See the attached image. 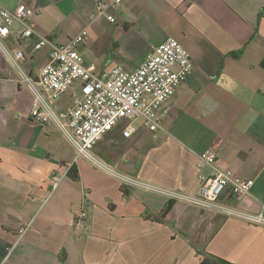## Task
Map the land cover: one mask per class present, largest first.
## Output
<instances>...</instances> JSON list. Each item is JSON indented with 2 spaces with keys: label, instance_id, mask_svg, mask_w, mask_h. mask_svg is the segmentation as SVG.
<instances>
[{
  "label": "crops",
  "instance_id": "1",
  "mask_svg": "<svg viewBox=\"0 0 264 264\" xmlns=\"http://www.w3.org/2000/svg\"><path fill=\"white\" fill-rule=\"evenodd\" d=\"M96 1L0 0V7L32 6L35 26L58 44L96 25L104 54L86 62L99 71L136 69L168 36L191 53L193 71L164 103L168 132L154 137L138 118L130 136L123 133L128 119L104 135L93 149L110 167L104 169L77 157L57 126L31 120L32 92L0 49V264H200L205 251L235 264H264V225L181 200L162 218L171 199L124 179L197 194L214 173L200 155L215 149L217 167L254 179L250 196L224 201L260 212L264 0H122L92 20ZM5 41L24 51L23 66L38 76L50 47L36 49L35 37ZM63 96L61 108L71 104ZM73 165L78 181L68 176ZM82 208L89 229L76 231Z\"/></svg>",
  "mask_w": 264,
  "mask_h": 264
},
{
  "label": "built area",
  "instance_id": "2",
  "mask_svg": "<svg viewBox=\"0 0 264 264\" xmlns=\"http://www.w3.org/2000/svg\"><path fill=\"white\" fill-rule=\"evenodd\" d=\"M122 0H97L91 19L106 15L110 7ZM110 22L116 17L107 15ZM35 10L26 3L14 8L0 7V49L19 72V81L32 92L30 109L32 121L44 126H57L77 151V157L84 156L98 167H110L94 154L93 149L121 121L131 122L123 130L130 136L136 127L132 121L142 118L144 125L158 137L168 132L162 124L163 117L170 112L164 106L175 93L176 88L189 79L193 71L191 53L174 36H168L154 52L148 54L134 70L116 65L99 71L95 63H87L79 47L85 43L87 30L72 37L65 44H58L52 36L43 33L35 24ZM13 35L15 42L35 37V48L50 47L48 61L38 76L32 75L23 66L26 59L21 48L12 49L5 41ZM78 83V84H77ZM75 85L73 100L67 107L57 106V100ZM217 152L209 149L200 155L202 162L214 169L212 176L203 177L197 194L166 189L124 177L126 181L155 189L170 199L181 200L204 209L235 216L264 225V204L258 213H251L234 207L224 201L228 197L237 200L252 194L253 178L243 177L231 168L216 166ZM54 175V180H60ZM88 213L82 208L74 216V229L87 231ZM27 226L20 228L24 233Z\"/></svg>",
  "mask_w": 264,
  "mask_h": 264
},
{
  "label": "rangeland",
  "instance_id": "3",
  "mask_svg": "<svg viewBox=\"0 0 264 264\" xmlns=\"http://www.w3.org/2000/svg\"><path fill=\"white\" fill-rule=\"evenodd\" d=\"M95 11V10H94ZM93 11V12H94ZM88 39H87V43H86V46L89 48V50L88 51H90V52H88V57H86V55H84V58H85V60H86V58H89V59H94V58H97V54H99V55H102V54H104V47H102V45H101V42H100V40L98 41V34H97V26L96 25H94L93 27H90L89 29H88ZM97 41H98V43H97ZM84 46H80L79 47V50L82 52V48H83ZM110 52H111V50H110ZM95 56V57H94ZM39 57H44V55H42V54H40V56ZM98 58H102V57H98ZM25 68V67H24ZM78 84V83H77ZM75 88H77V85H75L71 90H69L68 92H66L65 94H64V96L61 98V100H63V101H65L66 103L69 101H71L72 102V100H73V93H74V90H75ZM59 100H60V98H59ZM58 100V101H59ZM66 137V136H65ZM74 147V146H73ZM74 149V148H73ZM94 152V151H93ZM95 153V152H94Z\"/></svg>",
  "mask_w": 264,
  "mask_h": 264
},
{
  "label": "trees",
  "instance_id": "4",
  "mask_svg": "<svg viewBox=\"0 0 264 264\" xmlns=\"http://www.w3.org/2000/svg\"><path fill=\"white\" fill-rule=\"evenodd\" d=\"M68 176L74 180V181H78L80 178V173L79 170L77 168L76 165H73L69 172H68ZM175 203V200L171 199L169 200L166 205L164 206V208L161 211V217H166V215L170 212V210L172 209L173 205ZM204 254L200 264H235L223 257L217 256L215 254L212 253H208V252H202Z\"/></svg>",
  "mask_w": 264,
  "mask_h": 264
}]
</instances>
